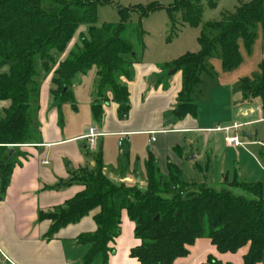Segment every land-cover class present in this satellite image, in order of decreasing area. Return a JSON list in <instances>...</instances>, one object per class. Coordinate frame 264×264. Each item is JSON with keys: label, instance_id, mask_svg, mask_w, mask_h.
<instances>
[{"label": "trees", "instance_id": "1", "mask_svg": "<svg viewBox=\"0 0 264 264\" xmlns=\"http://www.w3.org/2000/svg\"><path fill=\"white\" fill-rule=\"evenodd\" d=\"M0 0V101H9L10 108L0 119V148L31 144L38 137L36 116L39 111L41 89L40 71L49 72L56 65V54H64L82 25L89 26L80 46L59 64L53 78V95L57 103L74 102L72 87L77 77L97 69L95 83L96 102L93 107L97 124L103 120V103L110 93L118 104L119 118L125 120L130 112L128 86L122 79L132 78L133 46L125 37L129 14L121 11V23L96 26L97 0ZM203 0H175L168 9L172 34L176 32V19L198 27L203 16ZM215 6L214 3H211ZM153 10L142 12L141 17ZM261 24L264 29V0H253L237 7L235 12L220 21L208 23L198 42L200 52L186 54L167 65L173 73L184 76L179 98L181 116L197 114L193 96L199 88L206 60L219 47L223 68L232 70L241 63L238 42L242 38L247 46L255 39L253 31ZM261 75L254 83L244 81L241 90L246 99L257 98L264 106V61ZM14 157V156H13ZM0 162L2 189L8 186L14 167V158ZM264 164V152L260 153ZM147 189L116 184L103 174L98 156L92 170H83L75 182L84 191L53 212L40 213L41 220H49V236L60 229L88 216L94 210L97 232L81 236L79 244L89 246L83 264H93L101 258L107 262L109 245L120 233L122 213L127 212L135 223V237L140 244L132 250L138 264H173L189 254L188 248L196 240L206 238L220 253L235 254L249 247L244 264H259L264 258V186L237 183L231 188L243 189L247 196L232 191H217L205 185L187 183L182 171L169 165L164 177L151 157L146 163ZM192 189V190H190ZM205 264H225L209 257ZM232 264V263H226Z\"/></svg>", "mask_w": 264, "mask_h": 264}, {"label": "crops", "instance_id": "2", "mask_svg": "<svg viewBox=\"0 0 264 264\" xmlns=\"http://www.w3.org/2000/svg\"><path fill=\"white\" fill-rule=\"evenodd\" d=\"M82 28L76 32L67 51L55 55L56 65L49 72L40 71L37 139L31 144L14 146L12 156L8 149L0 148V162L14 156V167L5 190L0 180V246L15 264H83L90 247L79 244L78 239L97 232L95 217L100 213L99 209L52 236H49L52 223L41 220L39 215L63 207L83 192L84 186L75 182V178L83 170H92L98 156L103 174L110 181L127 187L137 186L143 191L147 189L146 163L151 157L164 177L168 176L169 165L172 164L182 171L185 182L205 185L217 191L226 189L234 193L236 189H241L229 186L234 181L264 186V167L253 159L257 160V155L264 152V106L261 101L246 99L245 96L240 102L232 121L234 124H249L245 128L256 129L248 132L244 128L243 132L250 133L253 140L243 138L248 143L243 142L244 146L239 148L231 147L225 140L227 134L218 132L198 114L176 116L180 114L179 98L184 76L181 71L170 73L173 69L167 68L170 61L142 62L138 58L131 59L132 78L122 79L130 94V112L125 120L119 118V106L109 93V101L103 103L102 107V123L95 122L96 68L77 77L71 89L73 103H57L53 95L55 71L76 48L74 40ZM5 72L6 69L0 70V76ZM10 106L9 101H0V119L5 117V111ZM91 128L103 134L96 139L95 147H90L85 138ZM261 133V140H258ZM198 134L205 136L206 143L214 139L218 146L216 149L237 154L238 170L233 175L230 171L219 170L214 178L208 179L210 165L201 164L206 160L209 163L207 155L198 152L192 156L197 145L192 136ZM121 139L124 141L119 145ZM248 160L252 162L249 169ZM44 161L49 165H43ZM189 163L204 177L202 182L184 178ZM221 181H224L225 187H213ZM135 228V223L124 211L120 233L109 245L111 252L108 261L105 263L99 258L93 264H138L131 255L132 250L140 244L135 237ZM188 250L186 257L177 259L173 264H205L209 257L225 264H244L249 247L235 254L220 253L211 240L202 238L196 240Z\"/></svg>", "mask_w": 264, "mask_h": 264}, {"label": "rangeland", "instance_id": "3", "mask_svg": "<svg viewBox=\"0 0 264 264\" xmlns=\"http://www.w3.org/2000/svg\"><path fill=\"white\" fill-rule=\"evenodd\" d=\"M97 1L100 4L96 26L103 24L118 25L121 23V11L129 14V25L125 32V37L129 39L133 46V55L135 57H125L127 61H131V59L133 61L138 58L142 62H172L186 54L199 53L201 48L198 40L202 33L206 32L208 23L220 21L224 15L235 12L237 7L253 0H203L204 12L200 25L193 27L185 24L179 16L176 19L177 29L175 34H172V23L168 14V9L174 6L175 0ZM211 3H214L215 6H212ZM45 4L49 5L51 1L46 0ZM148 9L153 11L141 17L142 12ZM81 27H83L82 31L76 35L74 40L77 46L81 45V37L86 36L89 29L87 25H82ZM253 31L255 32V39L250 46H247L242 38L238 42L241 63L237 68L232 70L223 68L219 47L206 60V72H203L201 76L202 82L193 99L197 105V114L205 118L206 122L215 129L218 126L225 128L234 124L232 121L233 115L238 111L237 109L241 105L240 102L245 98L244 92L241 90L243 82L249 81L252 84L261 75L260 65L264 61V29L261 24H258ZM245 129L250 132L256 128ZM261 136L262 133L258 136V140H261ZM192 137L197 141L192 156L199 152L202 155L206 154L209 160V163L206 162L207 160L201 163L204 166L210 165L207 174L209 180L214 178L219 173V170L230 171L231 175L234 174L235 170H238V159L235 152L224 151L222 148L216 149L218 146L215 145L214 139L206 143L203 135L198 134ZM242 141L248 143L245 139H242ZM253 159L264 167L260 156L257 155L258 161L255 158ZM188 165L189 168L184 171V178L202 182L204 177H201V173L193 169L191 163ZM251 165V160H248V169ZM213 187L218 189L225 187L224 181L213 185ZM233 194L247 196L246 192L241 189H236ZM0 248L10 257L1 246ZM260 264H264V258Z\"/></svg>", "mask_w": 264, "mask_h": 264}, {"label": "built area", "instance_id": "4", "mask_svg": "<svg viewBox=\"0 0 264 264\" xmlns=\"http://www.w3.org/2000/svg\"><path fill=\"white\" fill-rule=\"evenodd\" d=\"M249 124H241V123H235L232 126L229 127H221L218 126L216 129L218 132H224L227 134V137L225 138L226 143L234 148H239L244 146V143L242 141V133L243 129L248 126ZM236 133L233 135V133ZM103 136V134L99 133L95 128H91L88 135L85 137L88 141V144L90 147L96 146V139L98 137ZM123 139L120 140L119 145L123 144ZM154 141V139H153ZM43 165H49V162L44 161L42 162ZM0 264H15L10 257H8L4 251L0 248Z\"/></svg>", "mask_w": 264, "mask_h": 264}, {"label": "water", "instance_id": "5", "mask_svg": "<svg viewBox=\"0 0 264 264\" xmlns=\"http://www.w3.org/2000/svg\"><path fill=\"white\" fill-rule=\"evenodd\" d=\"M173 71H174V70L171 69V70H170V73H173ZM176 116L179 117L180 114L177 113ZM242 137H243V138H246V139H248V140H253V136H252L250 133L245 132V131L242 133ZM7 148H8V151H9L10 156H12V155H13V152H14V146H8Z\"/></svg>", "mask_w": 264, "mask_h": 264}]
</instances>
